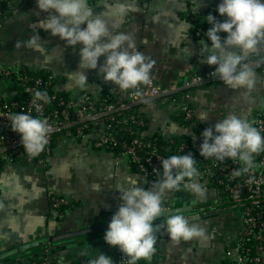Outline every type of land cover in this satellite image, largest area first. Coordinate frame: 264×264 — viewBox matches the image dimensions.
Listing matches in <instances>:
<instances>
[{"label": "crops", "instance_id": "1", "mask_svg": "<svg viewBox=\"0 0 264 264\" xmlns=\"http://www.w3.org/2000/svg\"><path fill=\"white\" fill-rule=\"evenodd\" d=\"M98 0L95 15L105 20L113 34H130L136 51L154 61L152 77L156 84L165 86L193 74L215 70V66L202 63L201 40L192 36L193 23L188 16L205 17L217 12L220 0ZM88 7L91 8L87 1ZM124 11L121 12L120 9ZM92 9V8H91ZM93 10V9H92ZM0 26V65L15 69L27 68L45 72L54 79V89L65 94H78L81 88L73 85L68 73L78 70L80 47H67L58 37H51L40 28V20L47 13L40 12L35 0H7L2 10ZM114 26V27H113ZM81 27H84L82 25ZM39 36L43 50L35 51L27 45L30 38ZM210 46V44H209ZM264 59V44L248 61ZM106 57H101L96 70H88V87L95 94L108 95L114 100L125 99L129 92H120L111 82H105L100 68ZM256 84L252 91L235 90L222 81L191 93L182 103L190 106L198 123L200 113H207L209 122L215 123L229 114L249 119L264 108V67L254 68ZM148 131L161 137L185 135L193 137L191 128L180 126L176 111L171 109H144ZM198 147L200 143L195 141ZM135 180L137 187L151 189L125 160H116L108 152L92 151L83 142L58 137L45 165L0 167V253L23 245L40 242L20 255L29 258L42 249L49 250L52 264H92L99 252L110 256L113 264L121 253L105 243L100 231L56 243H48L53 236L109 224L120 206L119 187L129 186ZM198 182V181H197ZM204 197L198 198L185 188L164 197L167 213L180 210L186 219H195L198 208L218 204V211L208 218L195 221L206 230L207 239H194L173 244L166 232L167 217H159L154 226L157 236L156 251L148 261L138 264H222L225 251L236 244L241 231V214L226 210V198L221 191L204 183ZM70 199L72 206L58 219L50 208L49 196ZM193 201H196L193 203ZM206 215V214H205ZM51 251V252H50ZM87 251V255L82 253ZM264 264V262H263Z\"/></svg>", "mask_w": 264, "mask_h": 264}, {"label": "clouds", "instance_id": "2", "mask_svg": "<svg viewBox=\"0 0 264 264\" xmlns=\"http://www.w3.org/2000/svg\"><path fill=\"white\" fill-rule=\"evenodd\" d=\"M197 2L198 13L202 4L200 0ZM35 3L40 12L47 13V17L40 20L44 32L58 37L67 47H80L78 70L68 73L75 87H87V71L96 70L101 57H106L100 68L105 82H111L120 92L137 90L139 96L140 87L151 84L154 61L135 50L130 34H113L108 23L88 7L87 0H35ZM217 12L225 18L222 22L211 13L205 16V22L211 27L200 42L202 63L215 66L211 76L225 86L250 92L256 84V72L247 60L264 44V0H220ZM24 46L42 51L43 41L33 35ZM32 103L40 112L44 104L50 103V97L46 91L36 90ZM199 118L207 121L208 114L200 113ZM10 124L20 135L24 151L33 157L45 149L49 135L54 131L47 119L26 113L12 115ZM200 135L203 139L200 156L220 162L226 159L238 161L242 167L235 171L237 176L253 169L254 157L264 152V134L249 120L236 114H229L214 126L206 127ZM160 163L162 178L151 189L137 187L135 180L130 181L129 186L117 188L120 206L111 217L104 241L119 249L126 257V264L148 261L155 253L158 241L154 222L165 215L164 197L168 193L185 188L198 198L205 195L204 187L197 182L200 173L191 154L173 155L160 159ZM166 232L175 245L208 238L201 225L190 223L179 213L167 217ZM82 254L87 255V251ZM92 264H113V260L100 251Z\"/></svg>", "mask_w": 264, "mask_h": 264}, {"label": "built area", "instance_id": "3", "mask_svg": "<svg viewBox=\"0 0 264 264\" xmlns=\"http://www.w3.org/2000/svg\"><path fill=\"white\" fill-rule=\"evenodd\" d=\"M89 1H95L91 6L95 12L97 0ZM4 3L7 0H0V26L4 19L1 9ZM199 18L188 16L194 26L192 36L202 40L208 31L207 26L211 25L205 22L206 17H202L205 27L197 25ZM248 62L254 68L264 67V59ZM212 72L193 74L165 86L156 84L152 77L151 84L140 87L139 96L136 95L137 90H131L125 99L114 100L108 95L93 94L88 86L78 94L60 93L54 89V79L49 74L40 75L27 68L0 65V165H45L46 158L52 153L54 140L61 137L81 141L92 151L108 152L116 160L127 161L152 187L162 178L160 159L191 154L200 173L197 181L221 191L226 198L225 209L238 211L242 217L238 242L225 251L222 264H263L264 152L254 157L253 169L239 176L235 175V171L242 167L238 161L204 159L200 156L203 143L200 134L217 122L198 123L190 106L182 103L190 98L194 90L220 82L211 76ZM36 90L46 91L50 97V103L44 104L40 112L35 110L32 103ZM146 108L171 109L176 111L182 122H197L198 128L192 132L196 138L193 140L198 141L200 146L195 145V142H179L172 137L150 133L143 114ZM18 113L47 119L54 128L49 135V143L38 156H30L24 151L20 135L11 128L10 118ZM248 120L264 134V108L252 114ZM48 200L58 219L72 206L66 197L50 195ZM218 206L214 203L200 207L198 215L216 212ZM116 259V264H126V257L122 253ZM39 264H49V261L45 259Z\"/></svg>", "mask_w": 264, "mask_h": 264}, {"label": "water", "instance_id": "4", "mask_svg": "<svg viewBox=\"0 0 264 264\" xmlns=\"http://www.w3.org/2000/svg\"><path fill=\"white\" fill-rule=\"evenodd\" d=\"M5 6H6V3L2 4L1 9L2 10L5 9ZM0 167H1V165H0ZM180 212H181L180 210H171V211H168L167 213H165V215H163L161 217H168L170 215L177 214ZM212 215H214V214H206V215H203L201 217L198 216L195 219H187V220L190 222V221L199 220L200 218L205 219V218H208ZM107 227H108V224L89 228V229H83V230H79V231L62 233V234L53 236L50 239H48V243L61 242L64 240L76 238V237L87 235V234H92V233H96V232H100V231H106ZM160 228H161V226H157V227L154 226L155 230L160 229ZM39 245H40V242H33V243H30L27 245H23L17 249H13L10 251L0 253V264H24L25 262H27V258L25 256L20 255L21 252L27 251L33 247H38Z\"/></svg>", "mask_w": 264, "mask_h": 264}, {"label": "trees", "instance_id": "5", "mask_svg": "<svg viewBox=\"0 0 264 264\" xmlns=\"http://www.w3.org/2000/svg\"><path fill=\"white\" fill-rule=\"evenodd\" d=\"M89 3H90V6H93L95 3V1H89L87 0ZM98 1V0H97ZM96 1V2H97ZM94 11H97V8L94 9ZM199 22L197 23V25L199 26H202V27H205V22L204 20H202V18H199ZM223 21V20H221ZM208 29L210 28L209 26H207ZM194 28V26H193ZM224 34H222L223 36ZM40 75H47L48 73H45V72H39ZM177 120L181 121L180 119V116H178ZM181 127H186V128H191V130L195 131L198 126H197V122L195 121H190V122H182L181 121V124H180ZM161 137V136H160ZM173 139H177V141L179 142H190V143H193L195 142V140L193 139H190L188 138L187 136L185 135H179V136H172ZM195 138V137H194ZM196 139V138H195ZM64 214V213H63ZM40 252V251H39ZM36 253L34 256H31L29 258L30 262L31 263H36V264H39L41 263L42 261H44L45 259L49 261V264H52V261L49 259L48 255H49V250H46V248H43L42 249V254L41 253ZM51 252V251H50Z\"/></svg>", "mask_w": 264, "mask_h": 264}, {"label": "rangeland", "instance_id": "6", "mask_svg": "<svg viewBox=\"0 0 264 264\" xmlns=\"http://www.w3.org/2000/svg\"><path fill=\"white\" fill-rule=\"evenodd\" d=\"M48 158H49V157H48ZM48 158H46V160H47Z\"/></svg>", "mask_w": 264, "mask_h": 264}]
</instances>
